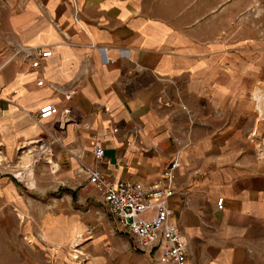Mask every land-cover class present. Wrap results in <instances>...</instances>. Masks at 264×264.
Here are the masks:
<instances>
[{
    "label": "crops",
    "instance_id": "1",
    "mask_svg": "<svg viewBox=\"0 0 264 264\" xmlns=\"http://www.w3.org/2000/svg\"><path fill=\"white\" fill-rule=\"evenodd\" d=\"M258 1L0 0L2 60L22 46H47L53 53L43 66L46 87L15 61L2 65L3 157L42 134L35 112L47 103L62 104V91L74 90L71 103L88 128L70 125L66 142L77 139L92 151L101 139L106 173L152 183L171 163L179 141L187 143L171 204L172 219L190 248L188 264H264V165L232 159L233 138L242 127L236 130L231 122V112H243L246 119L248 92L252 98L258 94L261 63L246 57L250 48L232 27L243 4ZM254 107L258 115L264 110L260 103ZM185 115L203 121L186 132L174 130ZM113 126L120 131L114 133ZM241 216L255 221L259 238L240 223ZM220 218L231 220L232 240ZM30 219L24 220L25 238L15 227L7 250L0 244V264H33V243L48 257L80 229L73 216L60 223L53 213Z\"/></svg>",
    "mask_w": 264,
    "mask_h": 264
},
{
    "label": "rangeland",
    "instance_id": "2",
    "mask_svg": "<svg viewBox=\"0 0 264 264\" xmlns=\"http://www.w3.org/2000/svg\"><path fill=\"white\" fill-rule=\"evenodd\" d=\"M243 8L241 18L232 27L242 36L246 48H250V50L246 49V57L258 59L262 72L260 80H258V94L252 98L251 91L248 92L247 106L250 111H248L246 119L244 120L243 112H231V122L235 129L242 127L241 131H237L233 138L235 149L232 159L246 165L262 166L264 165V156L260 157L257 154L256 142L252 134L254 129L256 133L258 132L260 120L264 117V110L258 115L257 109L254 107L256 103H260L264 108V86L260 83V81H264V0L243 4ZM8 58L9 56L5 57L4 61H7ZM179 117L181 119L177 120V124L173 126L174 130L177 129L180 132L198 128L199 123L203 121H199L193 115L190 118L189 115ZM87 128L84 122L78 129L87 130ZM29 141H24L20 145ZM78 144L79 148H76L75 145L72 146L74 154L85 152L83 159L91 165L93 160L91 151L87 150L79 141ZM20 145L18 146L20 147ZM28 148L29 146L22 147L15 155L7 157L10 161L8 166L7 164L0 166V169L3 170L0 173L2 189L0 191V244L4 243L6 250L14 236L15 227H20L19 236L25 238L24 236L27 234H24L23 226L26 220H31V216L37 218L44 213L47 216L53 213L58 214L59 223L62 218L70 221V217H77V226H80V229L76 231L73 239L75 241L79 234H83L76 247L81 254L78 255V258L72 256L74 253L73 239L66 246L57 247L56 252L51 251L48 257L45 252L44 255L37 252L35 242L32 245L33 264H84L90 261L99 262V264H153L152 255L139 249L129 234H123L117 229L115 221L108 215L107 207L103 203L99 190L89 183L87 176L80 170V161L75 159L69 151L60 147L54 149L52 159L58 164L55 173H52V163L49 160L39 159L34 163L36 179L34 188L30 189L25 182L14 177L11 170L16 169L19 163L18 157ZM0 157L3 160V154ZM49 157L51 159V156ZM6 188L9 189V191L6 190L7 195L3 193ZM20 212L22 216H20ZM219 221L223 223L222 218ZM31 222L39 230L38 223L33 220ZM254 222L253 220L248 222L241 216L240 223L246 225L247 231L251 226L253 236L257 235L259 238L258 234H262V231L254 228ZM223 224L227 225L226 232L232 240L234 231L230 226L231 220L224 221ZM248 224L250 225L248 226ZM88 231H91L90 235L87 233ZM51 248H55V246ZM6 262L9 261L5 260L3 263Z\"/></svg>",
    "mask_w": 264,
    "mask_h": 264
},
{
    "label": "built area",
    "instance_id": "3",
    "mask_svg": "<svg viewBox=\"0 0 264 264\" xmlns=\"http://www.w3.org/2000/svg\"><path fill=\"white\" fill-rule=\"evenodd\" d=\"M75 20L79 22L77 7ZM7 54L9 56L7 61H3L0 56L3 61L0 63V71L2 65L15 61L17 69L36 73V84L39 87H46L43 66L46 59L53 55L50 48L38 45L22 46L14 51L9 50ZM73 93L74 90L62 91L64 98L62 104L47 103L33 114L43 132L42 135L31 140H34L31 145H35L31 154L43 152L39 153L37 160L48 161L49 156L51 158L54 156L56 147L69 151L80 161V170L87 176L89 183L99 190L108 215L115 221L117 229L123 234H129L139 249L152 255L153 264H188L189 248L178 224L172 219L171 204L172 198L177 193L176 178L181 165L180 154L187 143L183 144L179 141L180 148L174 154L171 163L152 183H145L134 177L118 178L114 174L106 173L102 168L109 161L105 158V146L101 139H96L91 151L93 165L84 161L85 152L74 154L72 146L79 148L77 139L71 143L66 142L68 127L72 125L78 130L84 124V115L71 103ZM112 131L117 133L120 128L113 126ZM134 133L138 136L139 130H135ZM110 134L109 131L102 137L108 139ZM2 154L0 149V155ZM0 162H2L0 166L4 164L8 166L10 163L7 157ZM2 171L0 169V173ZM14 177L17 178L15 175ZM223 206V197H219L218 207L223 208ZM87 233L90 235L91 231Z\"/></svg>",
    "mask_w": 264,
    "mask_h": 264
},
{
    "label": "bare ground",
    "instance_id": "4",
    "mask_svg": "<svg viewBox=\"0 0 264 264\" xmlns=\"http://www.w3.org/2000/svg\"><path fill=\"white\" fill-rule=\"evenodd\" d=\"M260 83L262 86H264V81H260ZM258 123H259V121H258ZM259 124H260V127L258 129V132L256 133L255 129H254L252 136L254 137L255 142H256L257 154H259V156L262 157V156H264V117L261 118ZM255 133H256V135H255ZM33 142L21 145L22 147L23 146H26V147L29 146V148L24 150L22 152V154L18 157L19 163L16 166V169L11 170L14 173V175L17 176V178H19V180L25 182L30 187V189L34 188V186L36 184V179L34 176V163L37 161V156L39 157V153H43V152L38 151L35 154H31L33 152V149H34V147L31 145V144H33ZM21 146H20V149L22 148ZM49 160L52 163V168H54L55 172H56L58 165L56 164V162L52 158ZM0 163H2V162H0ZM20 216H22L21 212H20ZM80 238H81V235H78L77 239L72 244L73 245L72 247L74 249V253H73L74 258H78V255L81 253L78 249H76L77 245L81 241Z\"/></svg>",
    "mask_w": 264,
    "mask_h": 264
}]
</instances>
